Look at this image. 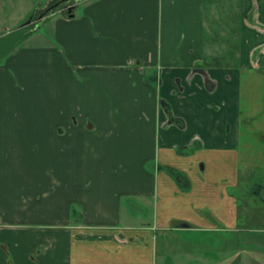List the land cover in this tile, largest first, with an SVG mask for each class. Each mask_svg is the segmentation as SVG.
Returning <instances> with one entry per match:
<instances>
[{
    "label": "crops",
    "instance_id": "1",
    "mask_svg": "<svg viewBox=\"0 0 264 264\" xmlns=\"http://www.w3.org/2000/svg\"><path fill=\"white\" fill-rule=\"evenodd\" d=\"M73 3L46 16L61 13L53 38L35 33L0 61V264H156L159 230H236L238 197L214 196L207 159L197 167L199 152H233L225 117L203 134L178 103L210 94L220 112L233 87H264V0ZM134 198L151 204L149 222H135ZM228 211L229 229L214 222ZM214 246L209 264H230L224 239Z\"/></svg>",
    "mask_w": 264,
    "mask_h": 264
},
{
    "label": "rangeland",
    "instance_id": "2",
    "mask_svg": "<svg viewBox=\"0 0 264 264\" xmlns=\"http://www.w3.org/2000/svg\"><path fill=\"white\" fill-rule=\"evenodd\" d=\"M229 1L235 5L238 4V0ZM56 2L57 0H0V35L20 26L34 15L33 20L40 16L42 18L36 26L31 27L29 32L20 39L16 47L29 41V39H33L31 37L38 32L44 35L47 33L46 37L48 39L53 38L52 24L61 16V13L56 12L58 15L55 14L50 20L45 18L50 12L49 8H47L49 3L56 4ZM230 16H233V19H230V24L234 25L237 19V12L230 11ZM217 26L215 34H218L220 29V25ZM233 32L234 29L231 28L229 38ZM37 39L35 38L33 42ZM229 46L230 50L239 48L238 43H231ZM248 86V83L244 82L238 91L233 87L228 96H235L233 99L234 105L227 96L225 97L226 105L220 112L217 109H214L213 112L209 109L214 105L211 103L214 100V96L210 94L206 96L205 92V96L198 93V96L193 97L191 101L188 99L178 103L181 110L188 111L190 129L197 130L203 134L215 131L220 118L225 117L224 121L221 122L222 134L224 135L222 139L224 142H231L230 144L234 148L233 152L224 151L219 153L209 150H204V154L199 152L197 167L202 174L204 172L203 160L207 159L208 177L210 175L213 176L215 185L214 192H216L214 196L220 195L222 187H224L227 192L238 197V199L234 200L235 209L239 214V217L235 219L237 229H229L230 226H233V221L232 219L229 220V218L233 216L228 211V223L225 221L220 223L214 220L217 225H225L230 230L227 233L225 232L224 238L217 232L177 231L171 228L159 230L156 234L158 254L156 264H209L213 257L209 253L215 247L214 245L218 239H224V246L228 250L222 255L227 254L230 264H264V199H244V197L256 194L254 188L258 183L264 185V87L262 85ZM171 92L172 90L164 88V94H169L172 97ZM177 99L179 98H173L174 104L179 101ZM208 141L211 142L209 139ZM214 141L215 139L212 140V142ZM183 149L184 152L189 153L185 154L187 156L195 155L194 152L197 149L199 150L200 147L194 145L191 149L188 147ZM234 151L242 152L245 155L250 154V157H247V161L243 155L236 159ZM259 154L262 157H259ZM176 169L178 170L179 167H176ZM163 171L174 178L166 169H163ZM234 172L237 175L240 173L241 178L239 185L236 187H233V184H229L231 180L227 179L229 177L233 179ZM218 181L221 184L217 185ZM180 189L182 190L181 186ZM134 200L132 208L135 211L137 207L143 208L142 212L136 213L135 222H149L152 219L153 212L149 201L137 198H134ZM124 206L126 207V204ZM223 213L225 214L226 212L224 211ZM213 253L218 252L215 251Z\"/></svg>",
    "mask_w": 264,
    "mask_h": 264
},
{
    "label": "water",
    "instance_id": "3",
    "mask_svg": "<svg viewBox=\"0 0 264 264\" xmlns=\"http://www.w3.org/2000/svg\"><path fill=\"white\" fill-rule=\"evenodd\" d=\"M78 0H75L77 2ZM69 10L72 6L69 5ZM42 16L38 17L36 20H33V15L20 26L7 31L4 34L0 35V59L6 57L11 53L19 40L31 29V27L36 26Z\"/></svg>",
    "mask_w": 264,
    "mask_h": 264
},
{
    "label": "flooded vegetation",
    "instance_id": "4",
    "mask_svg": "<svg viewBox=\"0 0 264 264\" xmlns=\"http://www.w3.org/2000/svg\"><path fill=\"white\" fill-rule=\"evenodd\" d=\"M73 2H75V0H57V2H56V4H52V5H50V6H48L47 8H49V10L50 11H52V10H54L55 8H60V7H64V6H66V7H68L69 6V4H71V3H73ZM74 4V3H73ZM197 69H200L201 70V67L200 68H197ZM152 77H154L155 78V80H156V83H160V78L157 76V74H155V76L154 75H152ZM162 103H163V105H164V108L168 111V113H169V118H168V120H169V122L170 123H176V124H178V125H180V123H179V121H180V118H177V117H175V116H173V113H172V111H171V107H170V105H168V103L166 102V101H162ZM169 109H170V111H169ZM181 126H183V125H181ZM197 145V144H196ZM183 148H185V147H182L181 148V150L183 149ZM163 165H161L160 167H162ZM163 168V167H162ZM176 178V177H175ZM177 179V178H176ZM254 190H256L255 191V193L257 194H255L254 196H248V198H252V197H257V198H259V199H264V185L263 184H261V183H258V185H256L255 186V188H254ZM186 224H190V223H186ZM189 226H192V225H189ZM188 226V227H189ZM193 227V226H192ZM190 229H193V228H190Z\"/></svg>",
    "mask_w": 264,
    "mask_h": 264
},
{
    "label": "trees",
    "instance_id": "5",
    "mask_svg": "<svg viewBox=\"0 0 264 264\" xmlns=\"http://www.w3.org/2000/svg\"><path fill=\"white\" fill-rule=\"evenodd\" d=\"M29 32V31H28ZM27 32V33H28ZM26 33V34H27ZM25 34V35H26ZM20 41V40H19ZM169 105V104H168ZM170 111V109H169ZM171 112V111H170ZM180 125H184V121L183 119H180L179 121ZM163 169H166L168 172H170V174H172L173 176H175L181 184L185 185L186 181H187V177L185 176V174L183 172H181L180 170H177L176 168H173L171 166H162Z\"/></svg>",
    "mask_w": 264,
    "mask_h": 264
}]
</instances>
